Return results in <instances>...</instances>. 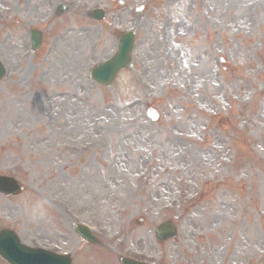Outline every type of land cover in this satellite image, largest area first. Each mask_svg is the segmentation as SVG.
<instances>
[{
	"label": "rangeland",
	"instance_id": "rangeland-1",
	"mask_svg": "<svg viewBox=\"0 0 264 264\" xmlns=\"http://www.w3.org/2000/svg\"><path fill=\"white\" fill-rule=\"evenodd\" d=\"M124 32L131 69L95 86ZM0 60V175L25 189L0 229L72 264H264V0H0Z\"/></svg>",
	"mask_w": 264,
	"mask_h": 264
},
{
	"label": "water",
	"instance_id": "water-1",
	"mask_svg": "<svg viewBox=\"0 0 264 264\" xmlns=\"http://www.w3.org/2000/svg\"><path fill=\"white\" fill-rule=\"evenodd\" d=\"M91 18L100 21L103 14L98 12L91 13ZM133 34H122L118 38V48L116 54L108 61L94 67L90 70L91 79L100 86L109 87L117 74L127 68L131 62L130 53L133 47ZM34 44L39 45V36H34ZM4 76V71L0 67V81ZM148 116L155 121L157 114L149 109ZM21 188L9 179L0 177V193L5 195H17ZM76 233L90 244H96L97 241L85 229L75 227ZM158 241H166L175 236L174 226L171 223L160 225L155 232ZM0 256L8 264H71V258L68 256H58L52 253L33 248H26L21 245L17 237L9 231H0ZM121 264H142L127 259H120Z\"/></svg>",
	"mask_w": 264,
	"mask_h": 264
}]
</instances>
